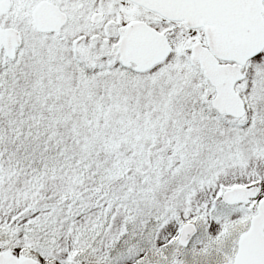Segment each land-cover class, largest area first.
Masks as SVG:
<instances>
[{
	"label": "snow or ice",
	"instance_id": "6c2138e0",
	"mask_svg": "<svg viewBox=\"0 0 264 264\" xmlns=\"http://www.w3.org/2000/svg\"><path fill=\"white\" fill-rule=\"evenodd\" d=\"M0 264H264V0H0Z\"/></svg>",
	"mask_w": 264,
	"mask_h": 264
}]
</instances>
